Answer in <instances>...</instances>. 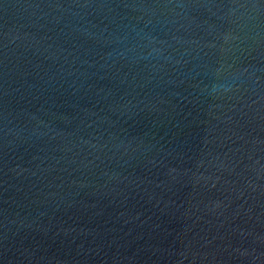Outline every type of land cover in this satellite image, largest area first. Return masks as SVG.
<instances>
[{
	"label": "water",
	"instance_id": "95a60500",
	"mask_svg": "<svg viewBox=\"0 0 264 264\" xmlns=\"http://www.w3.org/2000/svg\"><path fill=\"white\" fill-rule=\"evenodd\" d=\"M0 264H264V0H0Z\"/></svg>",
	"mask_w": 264,
	"mask_h": 264
}]
</instances>
